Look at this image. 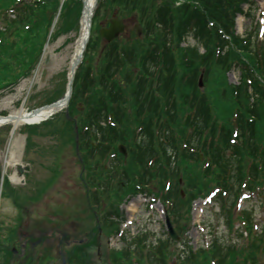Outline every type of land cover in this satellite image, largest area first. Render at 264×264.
Instances as JSON below:
<instances>
[{"label":"trees","instance_id":"16d2710c","mask_svg":"<svg viewBox=\"0 0 264 264\" xmlns=\"http://www.w3.org/2000/svg\"><path fill=\"white\" fill-rule=\"evenodd\" d=\"M123 0H108L107 4L120 3ZM137 7L136 10L140 15V20L145 21L148 27H156V23H162L166 28H169V32H161L162 34L171 35L176 37V33L179 30L183 31V28L187 26V22L190 19L196 20V25L198 27L196 34L204 42L207 48V53L201 57L197 56L198 50L196 48L190 49V53L194 54L196 57V65L194 70L190 73L189 80H185L187 72L181 68L179 71H172V79L170 83L173 84V92L175 98L173 99V104L169 98L163 99V106L160 108V112L164 117L172 116L170 120L166 121H145V135L147 136L139 144L132 142L131 145L134 148L131 157L125 164L123 158H119L114 162V172L117 178V182L112 184H107L109 188L118 192L117 195H121L125 191L134 192L135 191V173L134 170L138 169L140 166L139 161L144 158L150 157L152 155H161L157 160L155 165L159 163H165L176 158L178 167L183 171L188 184L193 188H200L204 181L202 180L201 170L198 163L192 164L189 162L191 157L188 150L183 148L182 143L187 144L192 138L199 136V141L203 139V135H207L206 139L211 134L213 136L212 144L210 146V154L216 159L220 158V148L215 143L214 138L220 131H230L231 130V119L236 114L238 116V123L243 130V138H247V133L251 137V144L259 147L261 144L264 146V84L259 80H256L254 87V101H250V96L247 93V88L244 85L236 87L235 89L224 88L222 91V85H225L222 75V64L229 65L230 60L235 58L236 54L233 51L227 53L226 56H216V48L219 44L222 46L221 42L217 41L221 36L217 32L218 27L228 31L227 33L233 34L230 31L231 27V16L232 14L239 10V4L245 0H197L200 2L202 8H197L198 10H193L191 6H184L180 8V12L172 8L173 0H162L161 4H158L159 0H130ZM14 2V0H0V9L8 6V4ZM55 5L58 4V0H51ZM80 2L76 0H70L66 3L64 8V29L74 28L75 20H73V14L79 17L80 14ZM77 7L78 10L75 9ZM21 10V9H20ZM193 10V11H192ZM191 12V13H190ZM208 21H213L215 26L208 27ZM28 21L23 18V13L19 16L18 20L12 22L9 28L10 34L13 36V41L10 45L1 44L0 50L5 52L11 49V45L15 41L24 49L21 51L17 50V53L13 56H5L0 58V86L4 82L5 78L8 76H14V72L20 64L25 61L22 56L29 57L34 51L32 45L35 43L33 37L37 29L42 28V23L40 22V27L35 26L33 29L28 31V29L21 30L23 23ZM30 23V28L33 26V22ZM223 28H222V27ZM225 31V32H226ZM230 31V32H229ZM24 34V36H21ZM239 40V39H238ZM226 41V40H225ZM236 42H238L235 39ZM155 42L160 45L161 40L159 39V34ZM26 44L28 47L25 48ZM166 44V38L164 39L163 45ZM239 45H242V41L239 40ZM162 45V46H163ZM18 51H20L18 53ZM182 51V49H180ZM264 54V49H263ZM115 56L122 60L121 53L115 51ZM226 59V60H224ZM108 58L105 56L103 62H106ZM254 63V62H253ZM143 67V64H138ZM206 67V82L209 84L211 94L208 95L207 92L203 95H195L194 99L189 101V94L181 96L180 95L186 91L191 93L192 88L195 86L197 88V76L200 72V67ZM251 71H256L264 74V63L250 64L249 74ZM189 75V74H188ZM191 85L190 88H185V83ZM115 90L116 92H124L128 90H134L135 88H121L116 81ZM128 83L134 85L135 79L128 78ZM113 100V95H108L106 97L107 104H110ZM137 97L133 95H128L124 98V102L129 106L137 104ZM90 103L99 104L101 101L98 99L97 91H93L90 98ZM103 103V102H102ZM126 112V109H124ZM194 112L195 120L185 119V116L192 115ZM117 126H108L107 129H103L102 132H107L108 136L103 135V138H107L110 146L107 148H102L100 145L92 146L91 141H96L97 138L94 135H90L86 139V143L82 144V149L86 152L85 161L87 169L91 170L94 163H99L100 156H103L106 152L112 151L116 152L114 147V142L118 140H123L124 142H129L132 134V127H136L142 124L139 120H131L128 118L118 120ZM158 131V134H156ZM162 136H165L166 142ZM188 139L186 140V138ZM206 145V144H204ZM96 152L95 158L91 160V152ZM155 157V156H153ZM239 162V159H237ZM158 172L155 167L149 168L152 174H155L154 170ZM159 171L167 175V168H159ZM224 171V169H223ZM209 172V170H208ZM131 177V180L129 179ZM97 177L91 178L95 179ZM99 179H104V177L99 174ZM108 196H110V191L107 190ZM178 195V192H177ZM118 197L111 199V202H115ZM178 198H180L178 196ZM187 209L189 207V200H180L178 203V208ZM247 226L249 233V241L247 246H237L234 244H229L228 241H221L220 239H215L211 246V249L207 251L206 249H201L197 252L189 251L184 260L188 261V264H211L212 259H217L216 264H258L256 255L258 251L264 248V232L262 234H256L252 231V227L248 224V221L244 222ZM228 225L232 229L233 219L232 217L228 220ZM245 226V227H246Z\"/></svg>","mask_w":264,"mask_h":264},{"label":"rangeland","instance_id":"374dc122","mask_svg":"<svg viewBox=\"0 0 264 264\" xmlns=\"http://www.w3.org/2000/svg\"><path fill=\"white\" fill-rule=\"evenodd\" d=\"M255 1V7L249 8V5L244 6V10L247 11L246 13L251 12V16L245 15V21L242 24V29H240V32L242 34H245L246 32H250L252 27L256 24L257 20L259 19V5L264 6V0H254ZM115 9H118V16L124 17L128 22H130L129 28H128V33L129 34H124L122 35L119 39L120 41L122 39H126L128 42L134 39L133 35L134 34L131 29L134 25V12L133 9L125 2H120L119 4L114 3L111 7H104L102 10H106V12L101 13L96 22V27H95V33L94 37L97 41H99V44L101 47L104 45V40L100 37V27H106L108 24V19L112 16L113 12ZM131 31V32H130ZM67 37L74 38V34L70 33L69 36H63L60 37L57 41L51 42L48 45V50L46 52V56L43 59V61L40 63L38 67V71L36 72L35 75V84L32 87V89L29 91V93L33 96L30 101L28 100L27 107H34L37 106L39 102H41L40 97H34L38 93H42L44 90L47 89H52L54 88L58 82V80H54V76L57 75L60 72H63L67 67V62L68 59L70 58V55L73 50L74 43L73 41L69 42L67 45L64 44L66 42ZM189 44L194 43V41L189 38L188 42ZM95 54L93 51L89 52L87 55L86 59V64L89 65V59L93 57ZM229 79L231 82L238 81L240 77V72L238 69H233L232 71L229 72L228 74ZM14 93V92H13ZM28 93V94H29ZM22 99L24 96L21 97ZM41 143L44 145L48 144L51 142V139L48 138H40ZM3 155V150L0 149V158ZM64 159L61 160L62 164V170L63 173L57 182L58 188H65L67 187V179L71 177H75L76 175L79 174L80 171V166L75 163L76 157L73 154V151L66 148L64 152ZM25 162L29 164L33 169L37 168L39 169L38 175H43L44 177L49 175V170H45L42 165H45L47 161L50 159L47 157V152L44 149L43 151H40L38 153L31 154L30 156L24 157ZM31 160L34 161L31 162ZM1 163V159H0ZM62 172V171H61ZM69 194H71L70 191H68ZM59 196V195H58ZM6 197V196H4ZM71 200L65 199L66 204H68ZM72 204V202H71ZM70 204V205H71ZM251 204H259V201L257 199V195H254L252 198L249 200H245L242 202L241 207H245L246 205H251ZM77 205L80 206V203L77 201ZM3 206H5L3 204ZM38 206H27L25 209V214H30L31 219L36 218L39 213H43L42 210H38ZM259 212L257 213V221L264 223V211L262 208H258ZM161 211V212H160ZM218 211V208L214 209L212 207H206L204 209H200V212L195 214V209L193 208L192 214L193 216V223L192 227L190 230L187 232L186 236L188 240H190V243L193 244L194 248H198L200 245H204V243L207 241V229H203L204 222L206 223L207 219L209 218L210 221H212L213 224H216V219L214 217V212ZM125 214V219H128V215L126 214L125 211H123ZM162 209L161 206H156V208L153 210L147 208V204H144L140 211L136 214V224L133 226V233L137 232L140 228H146L147 230H151L152 232H156L157 235H163L165 236V226L164 222L162 219ZM0 218L1 220L6 217L5 214L6 212L0 211ZM89 218V217H87ZM212 218V219H211ZM66 221H70V217L66 219ZM56 223V222H55ZM82 224V223H80ZM209 224V221H208ZM93 225V224H92ZM92 225H89L87 223L82 224V228H89ZM200 225V226H198ZM203 226V227H201ZM65 227V225H64ZM61 228V227H60ZM66 228V227H65ZM220 232L223 231L224 227L220 226ZM131 236H129L130 238Z\"/></svg>","mask_w":264,"mask_h":264},{"label":"bare ground","instance_id":"6f19581e","mask_svg":"<svg viewBox=\"0 0 264 264\" xmlns=\"http://www.w3.org/2000/svg\"><path fill=\"white\" fill-rule=\"evenodd\" d=\"M94 0H88L89 2H93ZM93 4V3H92ZM86 33V22H83L82 29H81V35L82 37ZM81 42V39L79 41V44ZM34 83V78L32 80H24L22 81L19 86L16 89V92L7 95L1 102H0V109L1 108H12V104L15 102V100L23 93V91L31 86ZM30 110L26 109L25 106L18 108V109H12L10 111V115L4 118H0V123L5 122L9 123L13 126V129L11 131L10 141H9V156L7 158L6 164L8 167H14L17 163H20L22 151H21V143L20 138L16 136V131L20 125L27 124L29 122H34L43 119L48 110L43 109L42 111H38L36 113H33L31 115L27 114ZM17 172L15 170L14 174L12 175L13 181H18L17 178ZM136 205L137 200L135 203H133L132 206H135L134 208L130 207V211H136Z\"/></svg>","mask_w":264,"mask_h":264},{"label":"water","instance_id":"95a60500","mask_svg":"<svg viewBox=\"0 0 264 264\" xmlns=\"http://www.w3.org/2000/svg\"><path fill=\"white\" fill-rule=\"evenodd\" d=\"M121 29H122V23L119 20L113 19L111 28L104 29L102 31V35L106 37L108 40H110L113 37H115ZM137 30L139 31L138 26H137Z\"/></svg>","mask_w":264,"mask_h":264}]
</instances>
